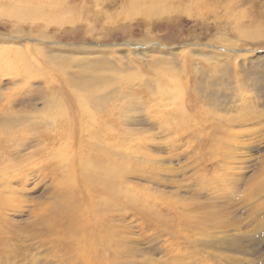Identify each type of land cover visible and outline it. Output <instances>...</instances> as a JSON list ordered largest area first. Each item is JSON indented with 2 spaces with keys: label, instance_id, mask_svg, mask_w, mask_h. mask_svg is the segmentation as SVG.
<instances>
[{
  "label": "rangeland",
  "instance_id": "374dc122",
  "mask_svg": "<svg viewBox=\"0 0 264 264\" xmlns=\"http://www.w3.org/2000/svg\"><path fill=\"white\" fill-rule=\"evenodd\" d=\"M7 114L0 264H264V0H0ZM98 118L120 146L79 154Z\"/></svg>",
  "mask_w": 264,
  "mask_h": 264
},
{
  "label": "bare ground",
  "instance_id": "6f19581e",
  "mask_svg": "<svg viewBox=\"0 0 264 264\" xmlns=\"http://www.w3.org/2000/svg\"><path fill=\"white\" fill-rule=\"evenodd\" d=\"M146 18H148V17H146ZM91 95H79L78 96V98H77V100H86V99H88L89 97H90ZM102 99H104L103 97H102ZM106 99V98H105ZM96 100H98V97H96L95 96V100H94V98H92V102L93 103H95V101ZM96 102H98V101H96ZM112 107V106H111ZM75 109V108H74ZM73 109V110H74ZM67 110V109H66ZM64 111L66 114H69V109H68V112L67 111ZM114 110V109H113ZM82 111V110H81ZM117 111V110H116ZM89 113H91V108H90V112ZM122 113V112H121ZM94 114H95V116L96 117H98V114H99V111L98 110H95V108H94ZM72 115V114H71ZM115 115V114H114ZM73 116H77V117H81L82 115H80V113L78 112H74L73 111ZM104 116V115H103ZM120 116V115H119ZM122 116H124V115H122ZM120 118V117H119ZM124 118V117H123ZM75 120H77V119H75ZM85 120H87V119H85ZM120 120H122V119H120ZM105 120H103V122H104ZM110 121V120H109ZM21 122H22V118H18V117H13V116H9L8 114L5 116V117H2L1 116V118H0V123H2V124H4V126L5 125H7V124H10L9 126H14V125H20L21 126ZM111 122V121H110ZM102 123V121H99V118L97 119V121H96V123L95 122H93V121H90L89 123H79V124H77L76 122H74V124L72 125L71 123L69 124V125H67V127H65V129L67 130V134L69 135V136H71L74 140L73 141H75V142H78V146H81V149H78V153L79 154H86V155H88L89 156V154H90V152H93V150L94 149H97L98 151L99 150H101V152L102 151H104V157L105 156H107V153H110L109 151H110V149L111 148H116V147H119L120 146V143H119V141L118 142H115V144L111 141V140H109V138L107 139V140H109V141H107L106 142V145L105 144H102L103 142L101 141V138L102 139H104V138H106V136H103L102 134H101V132H99V131H97V127L100 125ZM34 124H36V123H28V125H26V124H24V125H26V126H24L22 129H21V131H22V134H20L21 136H16V135H11V137L12 138H16L15 139V141H18L17 143H19V144H21V145H26V144H28V141L29 140H31L30 138L32 137H30V136H28L25 132H27V131H29V129H34V128H32V126ZM49 124V126L52 124V122H49L48 123ZM120 124V123H119ZM38 125V124H37ZM107 125V124H106ZM121 125V124H120ZM41 126V125H40ZM54 126V127H53ZM80 126H81V129H80ZM93 126H94V128H93ZM95 126H96V128H95ZM118 126V125H117ZM37 127H39V126H37ZM56 127V125L55 124H53L52 126H50V127H47L50 131H51V129H52V133H48L47 132V137H44L43 135H42V131H40L41 130V128H40V132H36V134H35V136H33V138L35 139V137H42V142H46L47 140L49 141L50 139H57V137H52V136H54V135H58L57 134V131H56V129H54ZM78 127H79V129H78ZM51 128V129H50ZM108 128H110V127H108ZM100 129V128H99ZM112 129V128H111ZM116 129H117V135L118 136H120L123 132H121V128H119V127H116ZM65 130V131H66ZM79 130V131H78ZM110 130V129H109ZM46 131V130H45ZM78 131V132H77ZM31 132V131H30ZM113 132V131H112ZM33 133V132H32ZM108 133V132H107ZM14 134V133H13ZM113 134V133H112ZM34 135V134H33ZM48 136H50V138L48 137ZM101 137V138H100ZM108 137H109V135H108ZM110 137H112V136H110ZM9 138V137H8ZM7 138V139H8ZM60 138V137H59ZM70 138V137H69ZM6 139V140H7ZM11 139V138H10ZM9 139V140H10ZM98 139V140H97ZM8 140V141H9ZM12 140V139H11ZM61 140V139H60ZM36 141H38V140H36ZM39 141H40V139H39ZM56 141V140H55ZM73 141L71 142V143H68V146H72L73 147V145H72V143H73ZM13 143V142H12ZM12 143H11V145H12ZM30 143V142H29ZM15 144V143H14ZM29 145V144H28ZM89 145V146H88ZM108 145V146H107ZM27 146V145H26ZM86 147V149H88V151L87 150H85V147ZM87 146L89 147V148H87ZM105 146H107V148L105 149ZM16 148V147H15ZM25 148V147H24ZM23 148V149H24ZM110 148V149H109ZM16 150H18V149H16ZM53 150V149H52ZM87 151V152H86ZM113 151V150H112ZM119 151V150H118ZM115 153V152H114ZM120 153V152H119ZM118 153V154H119ZM122 153V152H121ZM113 155V154H112ZM84 156V155H83ZM121 157V156H120ZM117 160V159H116ZM125 161V160H124ZM111 162V161H110ZM113 163V162H112ZM119 163V162H118ZM119 164H123V163H121V160H120V163ZM102 166H105L104 164L102 165ZM109 166V165H108ZM115 167H116V165H115ZM115 167H113L112 166V168H114V170L113 171H111V172H113V174H114V171H115V169H117V168H115ZM126 167V166H125ZM106 168H107V165H106ZM110 169H111V167H109ZM71 168H69V170H70ZM102 169V168H101ZM121 169V168H120ZM120 169H117V170H120ZM112 170V169H111ZM116 170V171H117ZM125 170V169H124ZM74 172H79V171H77L76 170V167H75V165H74ZM118 172V171H117ZM104 173V172H103ZM118 173H120V172H118ZM123 173V172H122ZM77 174H79V173H77ZM117 174V173H116ZM104 175V174H103ZM102 175V176H103ZM82 176H83V173H82ZM81 176V177H82ZM101 176V175H100ZM113 176H115V175H113ZM119 176V175H118ZM122 176V175H121ZM139 176V175H138ZM78 178H79V176H78ZM99 178V177H98ZM117 178V177H116ZM120 178H122V177H120ZM119 179V178H118ZM79 180H81V178L79 179ZM94 180V179H93ZM107 179H105V181H106ZM113 180V179H112ZM82 181V180H81ZM96 181V180H95ZM110 181V180H109ZM120 181V180H119ZM123 181V180H122ZM83 182V181H82ZM112 182H115V181H112ZM84 183V182H83ZM100 183H102V182H100ZM110 183H111V181H110ZM116 183V182H115ZM87 184V183H86ZM112 184V183H111ZM114 184V183H113ZM119 184V183H118ZM88 185V184H87ZM95 185H97V184H95ZM108 185H110V184H108ZM113 185H111V187H112ZM119 187H120V185H119ZM99 188V187H98ZM102 189H106V188H104V186H103V188ZM109 189V188H108ZM113 189V188H112ZM122 189V188H121ZM123 189H125V188H123ZM261 190V189H260ZM84 191H85V189H84ZM87 191H88V189H87ZM90 191H91V189H90ZM113 191H114V189H113ZM89 192V191H88ZM87 192V193H88ZM96 192V191H95ZM108 192V191H107ZM121 192V191H120ZM98 193V192H97ZM116 192H114V193H111V194H115ZM121 193H123V192H121ZM70 194H71V191H70ZM73 194V193H72ZM102 194V192H100V195ZM107 194V193H106ZM109 195H110V193H108ZM107 194V195H108ZM99 195V196H100ZM115 195H119V194H115ZM115 195L113 196V197H115ZM68 196H69V193H68ZM119 196H122V195H119ZM70 197V196H69ZM101 197H103L102 195H101ZM106 197V196H105ZM109 197V196H108ZM111 197H112V195H111ZM134 197V196H133ZM121 198V197H120ZM130 198H132V197H130ZM129 198V199H130ZM138 198V197H137ZM155 198V197H154ZM157 198H159V197H157ZM67 199H68V197H67ZM70 199V198H69ZM105 199V198H104ZM115 199V198H114ZM119 199V198H118ZM122 199H123V197H122ZM136 199V198H135ZM78 200V199H77ZM87 200H88V198H87ZM96 200H98V199H96ZM107 200L108 201H110V199H108L107 198ZM113 200V199H112ZM137 201H138V199H136ZM71 201V200H70ZM135 201V200H134ZM117 202V201H116ZM142 202V201H141ZM114 202H112V204H113ZM136 203V202H135ZM138 203V202H137ZM136 203V204H137ZM92 204V203H91ZM57 206H59L60 207V205H57ZM79 206V205H78ZM92 206V205H91ZM139 206V205H138ZM117 207H118V205H117ZM142 207H144V206H142ZM70 208H72V207H70ZM78 208V207H77ZM89 208H90V205H89ZM94 208V207H93ZM92 208V209H93ZM110 209H111V206L109 207ZM108 208V210H110ZM59 209H61V211H64V209L65 210H67V208L66 207H62V208H59ZM73 209V208H72ZM75 209V208H74ZM91 209V210H92ZM98 209V208H97ZM58 209H56V211H57ZM118 210H120L119 208H118ZM94 211V210H93ZM106 211V210H105ZM54 213H55V211H54ZM57 213V212H56ZM61 212H59L58 214H60ZM87 213V212H86ZM102 214H103V210H102V212H101ZM92 214H94V213H92ZM62 215V214H61ZM85 215V214H84ZM88 215V214H87ZM88 216H90V215H88ZM92 216V215H91ZM94 216V215H93ZM104 216H105V212H104ZM103 216V217H104ZM145 216H147V213L145 214ZM64 217V216H63ZM81 217V216H80ZM86 217V216H85ZM149 217H151L150 216V214H149ZM100 218H102V217H100ZM105 218V217H104ZM65 219V218H64ZM79 219V218H78ZM87 219V218H86ZM86 219H83V221L85 220L86 221ZM94 219H95V217H94ZM156 219V218H155ZM66 220V219H65ZM148 220V219H147ZM89 221V220H88ZM92 221V220H91ZM152 221V220H151ZM60 222V221H59ZM97 222V221H96ZM106 222V221H105ZM98 223L99 222H97V225H98ZM107 223V222H106ZM108 223H110V222H108ZM107 223V224H108ZM70 224H72L71 222H68V223H66V225H68L67 227L69 228V231H71V232H75V234H70L71 235V237L73 238V242H74V240L76 241L77 240V242L79 241L78 239H80V238H78L77 239V237H78V235H79V233H78V235H76L77 233H76V226H69ZM75 224V223H74ZM90 224H92V225H94L93 223H90ZM61 225H64V224H61ZM76 225V224H75ZM87 225V224H86ZM91 225V226H92ZM106 225V224H105ZM60 226V225H59ZM80 226V225H79ZM101 226V225H100ZM67 227H66V231H67ZM88 227V226H87ZM77 228H79V227H77ZM82 228V227H81ZM100 229V228H99ZM64 230V229H63ZM95 230V229H94ZM102 230V229H101ZM101 230H99V231H101ZM90 231V230H89ZM92 231V230H91ZM98 231V232H99ZM104 231V230H103ZM109 231V230H108ZM65 232V231H64ZM88 232V231H87ZM112 232V231H111ZM111 232H109V233H111ZM118 232V231H117ZM91 233V232H90ZM101 233V232H100ZM100 233L99 234H97V235H100ZM62 234H63V232H62ZM81 234V233H80ZM95 234V233H94ZM55 237H57L56 235H55ZM62 237V236H61ZM65 237H67V236H65ZM64 237V238H65ZM101 237V236H100ZM58 238H59V236H58ZM63 238V239H64ZM68 238V237H67ZM88 238V237H87ZM57 239V238H56ZM62 239V240H63ZM58 240V239H57ZM68 240H70V236H69V239ZM98 240V239H97ZM92 241V240H91ZM105 240H103V242H104ZM236 242H230L229 243V245L230 246H233V247H236V249H237V247H241L242 246V244H241V241L239 240V241H237V240H235ZM90 242V241H89ZM101 242V241H100ZM58 243V242H57ZM60 243H62V242H60ZM66 243V242H65ZM67 243H69V242H67ZM96 243V242H95ZM110 243H112V242H110ZM114 243V242H113ZM224 243V242H223ZM63 244V243H62ZM70 244H71V242H70ZM69 244V248H71V249H74V251L75 250H77V252H79V254H80V252H94V250L95 249H93V248H95V246L93 247H80V246H78V245H76V243H73V244H71L70 245ZM81 244V243H80ZM97 244V243H96ZM103 244V243H102ZM57 245H59V244H57ZM108 245V244H107ZM240 245V246H239ZM97 246H99V245H97ZM104 246V245H103ZM102 246V247H103ZM109 247V246H108ZM68 248V249H69ZM231 248V247H230ZM61 249V248H60ZM67 249V250H68ZM99 248H97V250H98ZM232 249V248H231ZM240 249V248H239ZM101 250V249H100ZM113 250V249H112ZM64 251V250H63ZM73 251V250H72ZM108 251V250H107ZM68 252H69V250H68ZM71 252V251H70ZM76 252V251H75ZM76 252V253H77ZM119 252V251H118ZM105 253V252H104ZM71 254V253H70ZM93 255V254H92ZM94 256V255H93ZM95 256H97V255H95ZM78 257H81V256H78ZM82 258V257H81ZM89 258V257H88ZM94 258V257H93ZM97 259H98V256L96 257ZM100 258V257H99ZM82 260V259H81ZM91 260V259H90ZM80 261V260H79ZM84 261V260H83ZM97 261H99V260H97ZM77 262V261H76ZM91 262V261H90ZM79 263V262H78ZM93 263V262H92ZM94 263H96V261H94ZM97 264V263H96Z\"/></svg>",
  "mask_w": 264,
  "mask_h": 264
}]
</instances>
